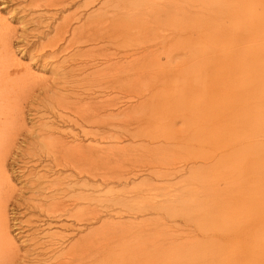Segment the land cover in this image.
Returning <instances> with one entry per match:
<instances>
[{
	"label": "bare ground",
	"instance_id": "1",
	"mask_svg": "<svg viewBox=\"0 0 264 264\" xmlns=\"http://www.w3.org/2000/svg\"><path fill=\"white\" fill-rule=\"evenodd\" d=\"M178 1L105 0L99 7V0H87L76 7L77 0H0V264H20L21 259H29L32 264H130L126 249L118 251L114 243L103 246L98 243V228L94 225L103 216L108 226L114 228L123 223L144 224L152 218L147 213H164L168 216L169 212L163 210L164 206L168 209L173 204L175 214H190L188 219L195 225L183 241V246L190 248L188 259L181 257L182 260H174V264H264V0ZM148 2L154 3V6H147ZM157 3L164 5L158 6ZM13 4L21 7L22 12L29 11L31 18L36 17L34 22L39 27H46V30L33 28L28 32V20L21 14L23 23L19 34L20 28L12 26L10 17L4 13L7 11L12 15L9 8ZM72 7L74 9L70 14L63 15L62 20L53 27L51 20L58 15L55 11L64 13ZM177 8L183 9L172 16ZM148 14H152L157 22L160 17L172 22L178 20V25L188 21L183 33L180 27L178 37L176 31H172V37L176 36L179 47L167 49L165 44L170 37L132 49L131 20H147ZM146 27L147 22L144 29ZM189 28L191 32L184 35ZM52 29H55V33L49 35ZM37 39L40 42L31 49ZM19 40L23 42L19 47L23 51L22 56L32 58L30 64L20 60L15 49V42ZM85 46L89 49H84ZM164 53L167 61L162 62ZM184 53L196 54L198 60H193L188 66L173 65L174 61L178 63L184 59ZM129 58L135 62L129 64ZM98 59L106 62L100 63ZM87 60L90 62L83 65ZM40 61L50 66L53 73L50 77L42 72L37 73L33 68L39 66ZM152 61H156L157 65H151ZM133 64L153 66L155 72H138ZM46 66L42 69H46ZM99 71L106 73L105 85L102 86L105 87L104 91L109 92L108 97L96 95L89 102L82 103L86 96L84 92L80 93L83 88L81 80L95 84L101 75ZM189 78L203 84L200 93L208 97V104L201 105V112L195 114L207 125L202 130L210 132V141L205 145L210 155L196 156L198 159L191 164L178 165L173 160L171 162L175 166L166 168L168 170L160 165L161 162L158 164L159 161H155L159 168L153 166L154 161L153 165L149 161L151 169L147 168L149 176L145 177L140 171L117 173V168L113 169L116 175H100L97 155L108 146L99 142H121L129 136L122 135L123 132L115 133L121 128L113 129L115 119L123 123V126H117V123V128L122 127L123 131L127 129L129 122L120 115H126L130 106L127 100L123 101L130 91L129 82L141 85L148 83L149 79H161L162 83L173 85L188 82ZM61 82L62 86L58 87ZM139 85L135 93L145 95ZM144 88L152 92L150 99L157 98L160 90L152 89L150 84ZM59 89L67 91L60 93ZM178 90L173 96L176 100L183 92L182 88ZM160 94L167 96L166 91ZM42 95L56 102L57 108L62 111L72 109L76 103H80L82 108H89L91 114L76 111L73 114L77 113V118H73L65 112L60 117L75 126L82 127L85 123L97 131H80L91 142L85 150L80 151V145L72 149L67 147L69 141L65 138L68 135L76 138L79 133L72 130L60 132L53 122L42 125V131L45 130L44 155L55 159L51 161L57 169L71 168L73 172L62 175L56 169L51 175L47 171L40 173L36 168L28 171L33 177H26L29 186H23L31 194L25 197L27 200L23 203L41 210L47 218L38 217V234L35 230L33 236H27L25 232L29 224H24L19 217L13 219L15 216H11L10 212V204L13 202L16 206V194L20 193L23 198L24 194L23 188L19 189L14 182L13 172L10 173L8 155L16 143L13 139L15 130L25 126L23 101ZM123 102L129 106L123 107ZM143 106L147 109L149 104ZM173 106L171 101L166 104L159 101L152 106V110L163 109L168 114ZM99 109L102 114L105 113L104 116L97 114ZM185 112L187 114L184 110L175 112L168 123L175 126L179 119H186ZM153 138H148L152 140L150 143H158L162 148H167L172 141L177 142L171 136ZM196 141L202 142L199 138ZM176 146L170 149L174 150ZM189 147L184 144L180 146ZM82 155L90 156L86 171L83 160H78ZM64 157L67 160H62ZM24 168L21 170L27 173L28 169ZM43 168L52 169L47 164ZM204 169H208L210 185L194 189L187 197L180 196L178 192L172 193L161 204L158 200L151 201L142 191V186L148 189L146 185L151 184L152 178L180 176L184 179L188 173L193 174L192 177L202 178ZM84 172H87V178H83ZM136 178H141V190L114 200L116 204L124 206L123 211L100 207L96 197L99 179L101 183L111 180L128 185ZM84 189L87 194H84ZM189 207L193 208V212ZM125 215L130 218L118 219ZM62 220L71 223H63ZM63 227L71 231H63ZM51 228L57 230L50 231ZM87 228L89 233L85 236L81 232ZM19 241L26 245L24 251Z\"/></svg>",
	"mask_w": 264,
	"mask_h": 264
},
{
	"label": "rangeland",
	"instance_id": "2",
	"mask_svg": "<svg viewBox=\"0 0 264 264\" xmlns=\"http://www.w3.org/2000/svg\"><path fill=\"white\" fill-rule=\"evenodd\" d=\"M86 1L87 0H77L76 7L80 3L83 4ZM104 1L105 0H99L100 4L98 6L101 7L103 5L102 2ZM131 1L132 0H130V2ZM109 4L110 6H112L111 2ZM157 5L162 6L164 4L157 3ZM147 6L149 7L154 6V3L148 2ZM20 8L21 7H18L16 4L11 5L9 9H10V12L11 11L13 12V13L11 12L12 15H10L7 11H4V13L10 17L12 26L20 28L19 34L22 31L21 23H23V21L21 22V20L23 16L26 18V20H28L26 24L27 25L26 28L28 29V32L34 29H37V31L46 30V27L44 26L39 27L37 22H34V20H36V17L31 18L32 16H30L31 14H29V11L22 12L20 11ZM73 9L74 8L72 7L69 10H65L64 13L63 12L60 13V11H55V12H58V15L56 16L55 19L51 17L52 18L51 21L53 22L52 24H54L53 27H55L62 20L63 15L70 14V12ZM182 9L183 8H177L176 12L172 16L178 14V11ZM24 13H26V15L28 14L27 17L30 18V20L26 17V15H24ZM21 14L23 16H21ZM18 17H19V21L17 20ZM146 18L147 20L146 19L144 20L132 19L131 20L132 41H131L130 46L132 47V49L137 48L138 46H140V44H143V45L152 44L153 42H156V40H159V39L161 40L163 38H170V37L171 38L167 40V43L165 44V46L168 47L167 49H169L170 47H175V48L179 47L178 40H176V36L178 37L177 32L179 31L180 27H182V30L180 31L182 32L185 29V24L188 21L185 20L183 21L181 25H178L179 23L178 20H173L172 22V20L165 18V17H160L159 18L160 21L157 22L154 20V16H152V14H148ZM82 21L80 23H82ZM146 22L148 23V27H146L147 29H144V25ZM172 31H176L175 38L172 37ZM186 31L188 32H186L184 35H187L188 33L191 32L190 28L187 29ZM51 32H50L51 34L49 33V35H54L55 29L54 30L52 29ZM33 34L36 35V32H34ZM157 36H159V38H156ZM33 37H36V36H32V38ZM35 42H34V45L31 46V49H34L37 46V44L40 42V40L37 39ZM22 43L23 42L20 40L15 42V49L18 52L20 60L23 61L24 63L30 64L32 62L31 56L29 57L22 56L23 51L20 50L19 48ZM87 48L89 49L88 46L84 47V49H87ZM183 55H184V59L182 58L181 61L178 63L174 61L173 65L182 64V65L188 66V65H191L193 60L194 62L198 60V58L196 57L198 55L196 54L190 55V54L184 53ZM162 56H163L162 62L167 61L165 53L162 54ZM130 59L131 58L128 59L129 64L132 62H135L132 59L131 61ZM84 60H86V58H84ZM88 62L90 61L87 60L83 62V65L84 63L87 64ZM98 62L101 63V62H106V61H104L103 59H100L99 61L98 59ZM38 64L40 68L38 65L33 66V68L35 69V71H37V73L42 72V73H45V75H48L49 77L53 74L51 69L49 68L50 66H48L46 63L43 64V61H40ZM137 64H140V62H138ZM133 65H134L135 70L138 72H141V71L155 72L153 70V66L142 67L141 65H135V64ZM151 65H157V62L152 61ZM45 66H46V69H42V67H45ZM99 72L101 75L97 78L95 84L93 82H89L88 80L86 81L85 79L84 81L83 79L81 80L83 88H81L80 93L84 92L83 94L84 96H86L82 103H85L87 101L89 102L91 100V97L96 96V95H99V97L100 96L108 97L109 92L104 91L105 87L102 86V85H105L106 73H103L101 71ZM85 73L86 71L83 72L82 75H84ZM189 79L190 81L188 82L175 83L173 85L166 84L167 82L162 83L161 79H159L158 81L149 79L148 83L147 82L141 83V85H139V83L136 85H133L129 82V87H130L129 92L130 93L128 92L127 95L131 97L129 98L128 96H126L127 99L125 98L123 99V101L127 100V103L130 104V106L126 102L125 103L123 102V107H127L128 105L130 110L128 108L127 110L128 113L126 112V115L123 114V115H120V117L122 119L125 118V120L129 122L130 124L127 123L128 124L127 129L123 131L124 128L122 127L117 128L115 126L117 123H119L117 124V126H121V125L123 126V123L120 124V121H118L119 119L118 120L115 119L114 122L116 123H114L115 125L113 126L114 131L120 128L122 129V130L120 129L118 131H115V133L120 134V132L121 133L123 132L124 134L122 133V135L129 134V136H127V138L121 142H105V143L99 142L101 143V145L103 144V146L105 145L108 146L104 148V150L99 152V156L97 155V159H98V162H97L98 169L97 170L100 175H104V174L107 176L116 175V174H113V169L117 168V173H125V172L127 173L128 172L132 174V173H135V171L136 172L140 171L141 173H143L142 177H145V176H149L148 174L149 170H147V168L151 169V164L153 165L152 161L154 162L159 161L158 164L161 162L160 165L162 164L165 169L166 168L172 169V167L175 166V164L171 162L173 160L177 161L176 163H179L178 165H182L183 163L191 164L193 160L198 159L196 156L210 155V150L205 146L210 141V132L207 130H202V129H205V126L207 125H205V123L201 121L202 120L201 117H198L195 114V113L201 112V109H200L201 105L208 104V97L206 96V94L203 95L200 93V91H202L201 88L203 87V84L196 83L191 78ZM133 81L134 80H131V82ZM61 84H63V82L59 83L58 87H61L62 86ZM147 84H150V86L154 90H160L157 93V96H156L157 98L150 99L152 92L149 90H145L144 88L146 87ZM138 85L140 87L142 86L141 90L144 91L145 95H143V93H142L143 96L135 93V89L138 88ZM178 88H182L183 92H182L180 99L176 100L173 98V96L179 92ZM58 91H60V93H65V91L67 90L63 91V89H59ZM164 91H166L167 96L160 94ZM135 94L138 98H136ZM121 100L122 99H120V101ZM140 100H143V102L145 103L141 101V104H140L139 103ZM150 101L151 103H149ZM159 101H163L165 104L171 101L173 102L174 106L171 108L168 114L164 113L163 109L152 110V106H154ZM144 104L146 106H148L149 104V107L145 106L148 110L143 108ZM133 105H135V107ZM22 106H23V111H24V113H22V116L24 115L23 117L25 119V126H24L25 128L23 127V129H16L14 132L15 137L13 139H15L14 142L16 143L14 144L12 151L8 155V166H9L10 173L13 172L12 176H13V179L15 180L14 182L17 184V187L18 188L20 187L21 189L23 188L22 192L24 194V198L19 195L20 193H17L16 194L17 195L16 196V199H17L16 206L17 207L12 202L10 204V212H11V216L12 215L15 216L13 217V219H15L16 217H19V220L21 219L24 220V224L25 223L29 224V227H27L28 232L26 231L25 233L27 234V236H30V235L33 236V233L37 228L36 225L38 224V220H37L38 217L39 219H43L47 217L43 212H41V210L34 209L31 206L23 203V202H26L27 196L31 194L30 193L31 191L28 190V188H24L25 186H29L28 184L29 179L33 177L32 174L29 175L28 171H30L31 168L32 169L36 168V171L40 173L47 171L51 175L55 173L57 170L59 172H62V175H69L70 173L73 172L71 168H66L64 170L61 168L57 169L56 167H54V164L51 161L55 159L44 155L43 151L46 150V146L44 145L45 130L42 131V129H44V126L42 127V125H44V123L52 124L53 122V124L56 126L55 128L57 130H60V132H67V131L70 132L72 130L73 132L79 133V136L76 138L72 136L69 137V135L67 137L65 135L64 136L66 140L69 141V144L67 145V147L69 146V148L71 147L76 148L77 145H80L81 147L80 151L85 150L86 145L91 143L90 139L86 137L85 135H83L82 133H80V131L82 129L83 130H88V129L96 130V129L92 128L90 125H86L85 123H83L82 127H80L79 125L75 126L69 121L67 122L66 119L64 120L61 119L62 116L60 117V114L65 113V112L67 114L70 113L69 115L72 116L73 118H77V115H76L77 113L73 114V112H76V111L88 112L91 114L90 109L82 108L80 103L79 104L76 103V105L72 107V109L70 110H68L67 108L64 111H62L57 108L56 102L51 101L50 99H45V97L42 95L39 98L38 97L33 98V99L29 98V100L23 101ZM138 106H140V108ZM100 110L101 109L98 110L99 113L97 114H99L100 117L104 116L105 113L103 112L102 114V111ZM141 110H144V111L146 110V111L142 112ZM179 110L187 111V114L186 112L185 114L188 116L185 115L186 119L184 120L179 119L175 126H171L172 124L168 123V121L170 118H172V114H174L175 112ZM67 114H66V117H67ZM198 119L200 120V122H198ZM203 119L204 121H206L205 118ZM115 127L117 129H115ZM128 130H132V131H128ZM54 134H59V133H54ZM146 135L148 137H146ZM160 136L162 139L164 137L171 136L173 139L175 138L177 142L175 143L172 141L167 148L166 147L162 148L158 146V143H154V142L150 143L152 140L148 139L152 137H155V139H157ZM197 138L202 140V142L200 141L197 142L196 141ZM182 140H185V142L183 141L182 143L181 142ZM201 143L203 144V146H201ZM175 144L178 145L176 146V149L174 150L170 149L172 147L175 148ZM183 144L186 147H189V146L190 147L180 148V146H183ZM116 145H119V147ZM68 150L70 152V149ZM89 157L82 155L78 159V160H83L84 171H86V168H88L89 166V162H90ZM65 159L67 160V158L65 157L62 158V160H65ZM135 160L136 161L139 160V161L136 162ZM149 161H151V164L149 163ZM207 161H210V160H207ZM35 162H40L39 164L40 166L34 165ZM157 162H155L153 166H157V168H159V165L157 164ZM46 164L49 167H52L50 171L48 169L46 170V168H43V165L46 166ZM23 168L28 169L27 173L25 170L24 171L21 170ZM202 172L204 173V176L202 178L192 177L193 174H190V173H188L184 179L180 176L175 177V178L174 177L173 178L167 177V178H161V179L152 178L151 184H149L148 186L146 185L148 189H146L145 186H142V191L143 193H145L146 197H150L149 199L151 201L158 200L161 204L162 202H164V199L167 198L172 193L178 192L180 196L187 197L190 192L194 191V189H198L201 187H207L210 185L209 184L210 176L209 177L207 176L209 175L208 169H204ZM84 173L85 174L83 175V178H87L88 176L86 174L87 172H84ZM26 177L29 179H27ZM141 178L133 179V181H131L128 185L126 184L124 185L123 183H119L117 181L112 182L111 180L110 182H107V183L102 182L103 183L102 184L101 180L99 179L100 186L96 192V197H98V204L103 209L111 208L112 210L114 209V210L123 211L124 206L121 204L120 205L116 204L114 200H117L118 197L127 196L129 194L139 192L141 190V184H140ZM128 191H131L132 193H128ZM84 194H87L86 189H84ZM182 204L185 205L184 203ZM26 206H28L29 209ZM120 206L122 207V209ZM189 209L191 212H193L192 207H189ZM163 210L166 212H169V215L166 216L164 213L162 214L161 213L159 214L147 213V216H150L152 218L148 221H145L146 223L144 224L136 223V222H134L133 224L123 223V225H120V227L118 228L109 227L107 221L105 220L106 217L103 216L102 219H100L94 225V226H97L98 228V234H97L98 243H100L101 246L107 243L110 245L114 243L115 246H118V248L116 249L118 251H120L121 248L126 249L128 253V257L130 258V264H174V260H177V259L182 260L181 257H183L184 259H188L190 248L183 246V241L186 238V235L189 233V231L193 230L195 227L192 221L188 219V217L189 216L191 217V215L188 213L175 214L174 213V211H176L175 204H173L168 209L164 206ZM161 216L164 218L161 219L160 218ZM117 218L118 217H116V219ZM127 218H130V217L125 215L123 218H118V219H127ZM13 219L12 221L14 222ZM132 219H135V218L132 217ZM137 220L138 219H136V221ZM62 221L63 223H67V224L71 223L65 220H62ZM58 223H60V221L57 222V224ZM52 230L56 231L57 229L51 228L50 231ZM62 230L63 231L66 230V232L71 231V229H66V228ZM88 230L89 228L85 229L81 233L86 236V234L89 233ZM37 232L38 231L36 230V234H38ZM173 232L174 234H172ZM19 242L23 246V251H24V247L26 245L23 244V242L21 241ZM21 260H22L21 261L22 263L20 264H32V262L29 259L28 260L21 259Z\"/></svg>",
	"mask_w": 264,
	"mask_h": 264
}]
</instances>
